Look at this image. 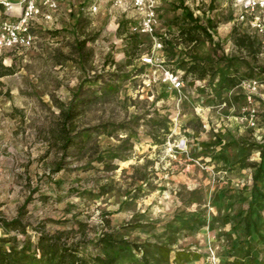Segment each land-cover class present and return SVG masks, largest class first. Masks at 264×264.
Returning a JSON list of instances; mask_svg holds the SVG:
<instances>
[{"label": "rangeland", "instance_id": "rangeland-1", "mask_svg": "<svg viewBox=\"0 0 264 264\" xmlns=\"http://www.w3.org/2000/svg\"><path fill=\"white\" fill-rule=\"evenodd\" d=\"M60 1L33 26L30 48L0 53V224L23 225H0V236L33 246L82 222L81 251L95 254L108 218L128 240L170 249L153 264H264V75L222 87L233 69L217 59L241 77L264 65V46L246 55L233 26L264 39L231 0H154L164 64L184 79L177 91L142 63L154 49L134 30L137 9ZM131 34L140 45L127 58ZM190 62L214 73L186 75ZM103 184L112 189L97 195Z\"/></svg>", "mask_w": 264, "mask_h": 264}, {"label": "trees", "instance_id": "trees-1", "mask_svg": "<svg viewBox=\"0 0 264 264\" xmlns=\"http://www.w3.org/2000/svg\"><path fill=\"white\" fill-rule=\"evenodd\" d=\"M128 36L124 48L127 58L132 54L135 55L140 45L138 34ZM231 37L235 45L253 59L264 46L258 36L249 34L236 25L231 30ZM189 40H196V38L190 36ZM214 54L217 55V52L215 51ZM217 59L224 61L227 69H233V73L225 76L221 83L222 87L236 85L239 78L264 75V65L247 64L245 72L238 77V69L234 68L231 59L224 56H219ZM128 63L130 60L126 62ZM185 72L186 75L191 74L203 79L208 72L213 74L214 68L213 66L205 68L203 65L190 62ZM71 111L66 112L65 121L75 117L74 112ZM111 189V185L103 184L98 186L96 194L103 195ZM0 225L5 233L23 228L18 218L9 221L1 220ZM78 225V230L57 229L52 233L43 231L37 236L33 246L29 242L20 244L14 236L8 234L0 236V264H153L150 257L165 260L169 256L170 249L162 244L137 242L123 237L118 233V228L111 226L108 218H105L104 227L99 235L92 240L98 252L84 254L81 249L89 241L88 235L84 223L78 222ZM6 243H10V246H6Z\"/></svg>", "mask_w": 264, "mask_h": 264}, {"label": "built area", "instance_id": "built-area-1", "mask_svg": "<svg viewBox=\"0 0 264 264\" xmlns=\"http://www.w3.org/2000/svg\"><path fill=\"white\" fill-rule=\"evenodd\" d=\"M60 0H0V53L15 48H30L35 42L33 26L40 20H50L58 9ZM132 6L140 13V21L134 30L152 36L153 49L163 47L162 38L156 35L159 19L154 0H92L89 9L97 12L102 5ZM237 8V21L247 24L254 33L264 39V0H231ZM153 50V51H154ZM153 51L142 56V63L152 66L159 79L172 90H181L184 79L181 74L162 60Z\"/></svg>", "mask_w": 264, "mask_h": 264}, {"label": "crops", "instance_id": "crops-1", "mask_svg": "<svg viewBox=\"0 0 264 264\" xmlns=\"http://www.w3.org/2000/svg\"><path fill=\"white\" fill-rule=\"evenodd\" d=\"M60 3H61V1H60ZM1 17H2V9H1V7H0V19H1ZM157 33H158V36H159L160 38H162V41H163V42H164V39H168L167 34H166L163 30H160V32H157ZM165 45H166V43H165ZM195 49H196V47H195ZM153 54H154L157 58H159L160 60H162L163 63H166L165 61H166L167 49L164 48V45H163V47L160 48V49H155V50L153 51ZM167 55H168V54H167Z\"/></svg>", "mask_w": 264, "mask_h": 264}]
</instances>
